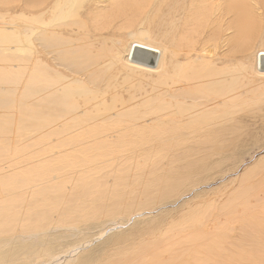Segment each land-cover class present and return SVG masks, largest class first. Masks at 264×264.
<instances>
[{
	"label": "bare ground",
	"instance_id": "1",
	"mask_svg": "<svg viewBox=\"0 0 264 264\" xmlns=\"http://www.w3.org/2000/svg\"><path fill=\"white\" fill-rule=\"evenodd\" d=\"M189 1L10 0V27H3L0 13V264H264V210H257L264 209L263 183L241 184L240 191L250 190L247 208L217 227L199 224L207 214L204 207L214 204L192 203L187 194L173 199L193 186L199 200L208 192L201 184L214 180L210 167L216 152L205 143L214 141L215 124L200 121L199 107L174 101L181 94L202 105L200 94L185 97L175 86L167 92L172 100L163 103L139 84L140 92L131 98L135 105L119 109L116 94L109 102L90 83L50 67L53 63L73 74L94 75L106 65L91 85L124 61L166 59L176 63L178 74L182 59L198 57L209 41H217H205L209 34H203L205 42L187 45L208 25L220 29L228 0ZM166 2H171L168 15H173L175 33L158 36L153 25ZM193 16L196 23L190 26ZM131 20L137 27L124 28L127 39L115 37L112 30L126 21L131 27ZM102 31L112 36L98 37ZM92 34L108 42L107 48H95ZM10 106L38 121L20 119L16 139L10 112L1 110ZM147 106L156 107L157 115L147 114L151 118L143 124V118L128 122L131 113ZM177 116L190 120L182 127L186 135L176 128L165 133L150 123L153 117ZM91 143H98L97 148L87 147V155ZM76 144L84 146L82 151L67 154ZM263 168L250 165L241 173V183L260 177ZM176 214H181L179 221Z\"/></svg>",
	"mask_w": 264,
	"mask_h": 264
},
{
	"label": "rangeland",
	"instance_id": "2",
	"mask_svg": "<svg viewBox=\"0 0 264 264\" xmlns=\"http://www.w3.org/2000/svg\"><path fill=\"white\" fill-rule=\"evenodd\" d=\"M5 1H0V4H2L0 5V13L5 17L6 24L4 23L5 25H3V27H10V0ZM186 1L188 2V0ZM191 1L192 0L189 2ZM168 4H171V2H166L162 6L161 12L157 16L156 24L153 25L154 32L158 36L164 33H175L173 32V25H171L173 15L171 17L168 15ZM238 4H244L246 8L242 10L232 9L233 6L237 7ZM180 7H183V5ZM223 9L225 10H223L221 16L219 15L221 20L220 29L213 25V27L215 26L213 30V27L208 25L209 27L206 26L205 30L204 28L201 30L203 31L201 32L202 36L201 33L193 34L190 38L192 41H190L189 44L187 43V45L195 44L199 46L200 43L209 41L214 37L217 38V41H209L198 57L191 60L182 59L178 64V74L175 70L176 63L166 59H157L152 62L141 61L136 64H130L124 61L113 65L110 71L105 75L106 78H104L103 81L97 80V85H91L93 76L101 75L102 73L100 72L105 71L107 68L106 65H102L101 67L103 68L101 69H95L96 74L94 75L85 73V75L73 74L61 66H56L53 63L50 65L51 68L59 70L69 77L82 79L86 83H90V86H95L94 91L100 95L106 94V98H108L109 102H111V95L116 94L120 99V102L117 104V108L119 109L135 105V101H132L131 98L140 92L138 88L139 84H143L144 90H152V97H160L163 103L172 100L167 92L171 90V88L173 90L175 86L184 90L185 97H193L196 96V94H200L202 97V105L197 103V100H194V103L191 99H185L181 94H175L174 101L178 106L199 107L201 110L200 121L215 124L214 130L211 131L214 141L205 143L210 151L216 152V155L211 157V160L215 161V165L210 167L213 168L212 174L214 180L208 182L210 184H201L200 189L208 191V195L206 194L199 200H196L195 193L191 190L193 186L189 190L190 193L188 191L181 193L173 199L187 194L188 197L186 196L185 199H192V203L214 204L204 207V209L207 210V214L203 217L204 219H200L199 224L205 222L215 227L222 222H226L228 220L227 217L232 219L234 217L232 214L233 212L236 213L235 217H240L239 215L247 208L246 197L251 196L250 190H248L249 192L240 191L239 186L241 184L245 188H250V186L260 185L262 183L264 186V168L262 174H259L261 175L260 177L250 178L242 183L239 179L241 173L250 165L255 163H261V166L264 165V69H261L262 67L260 65L261 61L263 62L264 60V0H237L234 3L228 0L223 4ZM193 19L194 21L190 26H194L196 23V18L194 16ZM135 22V20H131L130 27L126 21L124 24L125 26L122 25L112 30L116 34L115 37L123 38L125 41L127 39V31H125L124 28H128L129 31L132 28H136L137 23ZM89 27L92 28L93 26ZM178 31H181V27ZM8 33H10V30ZM107 34L112 36L108 31H102L98 33V37H105ZM203 34H209V38H206L205 41ZM229 37H232V39ZM91 39L95 44V48L101 46L107 48V44H109L102 39L95 40L93 34ZM8 46L10 47V44H8ZM97 66L96 68H100ZM88 76L92 77L89 79L87 78ZM108 79H112V81L108 82ZM128 79L129 84L126 85ZM222 79H228L224 86L219 83ZM158 82L163 84L160 86ZM147 83H150V86H148ZM153 83L155 84V88L151 87ZM215 83H217V85L213 86ZM159 90L160 92H158ZM83 101L84 98H78L79 105H82L84 109L86 107H84ZM8 108H3L1 110L8 111V113L10 112L9 115L12 117L14 116L13 118L10 116L15 126L13 131L17 130L16 127L19 125L20 119L29 120L31 122L34 121V125L38 123L36 120H30L26 115H22L20 110L16 109L15 111V106H10ZM139 108L140 109L135 112V115L131 113V116L126 118L128 122H135L136 119L143 118V124L144 121L151 118L148 117L147 114H152L153 116L157 115L155 111H153L156 108L154 106ZM12 122L11 124H13ZM189 122V118L184 117L180 119V116L164 117L160 120L153 117L150 121L153 126L159 128V130L162 129V132L168 133V131H164V129L172 131L176 128L178 132L182 131L185 135V130L187 129H183L182 127H187ZM34 125L29 128L32 129ZM153 130L148 129L146 132H150L151 134ZM15 131L11 137L14 136ZM29 132L36 138H39L32 130ZM24 133L28 134L25 131ZM153 133L154 132H152V134ZM205 134H210V132H206ZM9 135L10 133L7 134L8 137ZM14 138L16 139L15 136ZM148 138L145 137L143 139L145 140ZM13 140L14 139L11 141ZM171 142L174 143V141ZM95 144L97 145L98 143H91L89 146H86L85 153H88L87 147L97 148ZM76 145L79 147H72L73 149L69 148V150L71 149L70 152L67 150L66 153L69 155L80 153L84 146L79 144ZM209 145H213V148ZM112 147L116 148V145H112ZM240 165L241 167L237 169ZM258 172L259 171H257V173ZM223 177H225L224 180L222 179ZM218 185L220 186L219 189L215 190L214 187ZM261 197L264 199V191ZM251 203L256 204L254 201ZM257 210L262 211L264 209L259 207ZM180 215L181 214L175 215L178 221ZM213 220L220 221L214 224V222H212ZM152 238L151 236L148 237V239Z\"/></svg>",
	"mask_w": 264,
	"mask_h": 264
},
{
	"label": "water",
	"instance_id": "3",
	"mask_svg": "<svg viewBox=\"0 0 264 264\" xmlns=\"http://www.w3.org/2000/svg\"><path fill=\"white\" fill-rule=\"evenodd\" d=\"M263 58H264V56H263ZM260 65L262 67L261 69H264V60H263V62L261 61Z\"/></svg>",
	"mask_w": 264,
	"mask_h": 264
}]
</instances>
